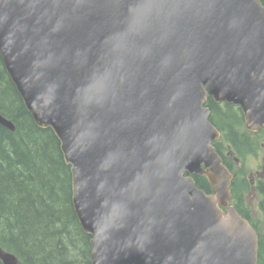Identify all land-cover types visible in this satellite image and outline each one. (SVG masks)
<instances>
[{
    "label": "water",
    "instance_id": "obj_1",
    "mask_svg": "<svg viewBox=\"0 0 264 264\" xmlns=\"http://www.w3.org/2000/svg\"><path fill=\"white\" fill-rule=\"evenodd\" d=\"M0 55L70 164L91 264H257L203 103L264 127L260 0H0Z\"/></svg>",
    "mask_w": 264,
    "mask_h": 264
},
{
    "label": "trees",
    "instance_id": "obj_2",
    "mask_svg": "<svg viewBox=\"0 0 264 264\" xmlns=\"http://www.w3.org/2000/svg\"><path fill=\"white\" fill-rule=\"evenodd\" d=\"M260 2L264 6V0ZM205 105L211 123L221 133L213 145L232 171L235 157L244 159L254 153L260 139L264 142V127L255 135L245 129L237 105L218 103L211 96ZM0 113L14 124V130L0 124V247L24 264H91L90 234L82 229L72 203L70 164L54 131L34 122L1 55ZM193 178L198 187L210 192L205 176ZM230 188L236 209L257 231V264H264V230L260 226L264 227V180L258 178L253 186L262 195L258 204L263 218L256 222L244 202V194L252 189L246 177L234 172Z\"/></svg>",
    "mask_w": 264,
    "mask_h": 264
},
{
    "label": "rangeland",
    "instance_id": "obj_3",
    "mask_svg": "<svg viewBox=\"0 0 264 264\" xmlns=\"http://www.w3.org/2000/svg\"><path fill=\"white\" fill-rule=\"evenodd\" d=\"M260 139V136L257 137ZM263 167H264V142L263 140H259V146L255 149L254 153L248 154L244 159L239 162H234L232 164V172L237 175H244L246 179L249 181V184L255 186L256 179L260 178L264 180L263 176ZM244 172V174H243ZM253 179V181H251ZM262 195L256 189L252 188L250 191H247L244 194V202L246 204L248 215L252 218L254 222L257 219H262L260 216L259 209V201L261 200ZM263 223V221H262ZM262 229L264 230L263 225L260 224Z\"/></svg>",
    "mask_w": 264,
    "mask_h": 264
},
{
    "label": "flooded vegetation",
    "instance_id": "obj_4",
    "mask_svg": "<svg viewBox=\"0 0 264 264\" xmlns=\"http://www.w3.org/2000/svg\"><path fill=\"white\" fill-rule=\"evenodd\" d=\"M259 131V130H258ZM258 131H254L252 132L254 135L258 133ZM235 159V158H234ZM237 162V161H236ZM263 171H264V167H263ZM263 176H264V173H263ZM251 181H253V179H251ZM258 181V179H256V182ZM253 188V186H252ZM210 192H211V187H210Z\"/></svg>",
    "mask_w": 264,
    "mask_h": 264
}]
</instances>
